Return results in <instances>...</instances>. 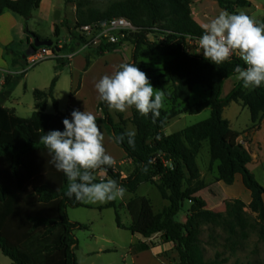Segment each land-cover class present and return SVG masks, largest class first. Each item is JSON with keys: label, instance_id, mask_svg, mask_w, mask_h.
<instances>
[{"label": "trees", "instance_id": "trees-1", "mask_svg": "<svg viewBox=\"0 0 264 264\" xmlns=\"http://www.w3.org/2000/svg\"><path fill=\"white\" fill-rule=\"evenodd\" d=\"M63 1L75 6L76 28L114 17L128 19L138 31L122 42L132 45V56L126 64H135L141 71L144 62L153 58L165 59L159 77L170 85L171 89L163 88V102L169 107L162 106L158 116L153 117L151 113L142 116L131 107L128 120L119 114L118 121L114 122L106 104H98L102 118H96L97 124L105 127L115 145L131 160L134 169L121 179L113 164L104 166L93 173L94 182L107 181L97 178V174L103 172L107 179L116 181L130 194H135L142 184H152L166 202L160 212H155L149 198L134 195L125 205L131 224L123 226L115 210L116 226L145 239L158 234L163 243L173 244L178 255L177 264L226 263L242 248L251 232L264 245V185L259 184L248 170L251 156L238 142L239 134L232 131L222 117L226 106L239 103L249 111L253 125L257 121L264 123V86L248 89L239 80L227 96L221 98L224 82L238 76L237 67L243 70L246 65L230 58L217 66L185 52V37H200L203 31L191 16L190 0H118L103 11L87 8L90 0ZM212 1L230 14H234L232 5L248 4L246 0L235 3ZM40 2L0 0V14L9 11L20 16L26 24ZM153 27L163 40L150 42L147 39ZM27 34L38 38L30 32ZM54 35L58 36L56 26ZM121 44L88 52L86 67L91 62L90 56L116 51ZM56 49L55 46L53 52ZM5 51L9 52L7 48ZM147 78L150 81V77ZM9 80L7 77L5 83ZM55 83L56 78H53L47 91H33L35 110L28 118L0 106V253L12 264H78L75 256L77 240L73 232L87 229V225L68 218V208H85V205L83 201L65 196L66 177L50 163L51 157L40 140L50 130L62 131V120L69 119L73 111L68 108L66 113H45L48 99L57 109L52 96ZM197 85L205 88L206 98L190 103L191 92ZM205 108L210 110L207 119L170 135L163 134L172 119L182 114H197ZM127 122L135 131L132 145L126 135L123 140H118L128 132ZM205 143L209 168L216 164L214 182L229 186L234 183L235 176L240 175L244 188L250 193L249 204L240 199H229L222 212L206 208L204 200L197 195L207 187L197 163ZM186 202L190 206L184 223H179L176 217ZM112 203L108 201L107 207H113ZM204 229L207 232L204 244L214 250L212 259L205 258L201 239ZM218 245L222 246L221 251L217 250ZM148 249L149 246L142 243L136 251ZM226 253L228 256L224 257Z\"/></svg>", "mask_w": 264, "mask_h": 264}, {"label": "rangeland", "instance_id": "rangeland-1", "mask_svg": "<svg viewBox=\"0 0 264 264\" xmlns=\"http://www.w3.org/2000/svg\"><path fill=\"white\" fill-rule=\"evenodd\" d=\"M114 1L118 0H90L87 3V8H92L98 11H103L107 8V6ZM212 0H190V10L191 16L193 12V16H202V12L204 13V18L210 17L214 19L221 12L217 7L216 2ZM232 3H235L236 0H231ZM247 5H232L231 9L234 14H241L248 16L253 20L256 25H260L264 20V0H248ZM227 12V11H226ZM228 13V12H227ZM193 18V17H192ZM195 21V20H194ZM196 22V21H195ZM40 26L43 29H47V23L41 21L39 22ZM158 32V31H156ZM159 33V32H158ZM161 35V34H160ZM162 38V39H159ZM157 39L163 40L164 37L161 35ZM56 43V42H55ZM126 47L128 50L130 59L132 56V45L129 43H122L121 46L117 49H123ZM96 50H88L90 53H94ZM87 52V51H85ZM85 53H80L79 56H83ZM87 54V53H86ZM120 54L116 57L110 56L111 59H118ZM91 60L98 57L90 56ZM116 60H112L108 63L109 70L111 71V66L114 65ZM130 61V60H129ZM164 58H153L151 61L144 62L145 65L142 66L141 71L144 72L147 76L150 77V83L155 91H159L163 93V88L171 89L170 85L166 83L162 78L159 77L161 74V68L163 66ZM103 63V62H102ZM104 64V63H103ZM58 68V61L54 58H48L41 62H37L32 66H24V70L26 74L24 76H14V78H18L20 81L15 82L11 87V99L10 103H6L7 105H13L16 109V115L22 118H27L30 116L31 111L29 110V106H33L34 97L32 91L37 90H46L50 85L51 80L56 78V90L54 94V99L58 103L57 108L64 109L68 106L69 99L72 96V92H70V73L69 69ZM60 71L62 75L59 78ZM107 71V75H109ZM76 73H74L75 75ZM159 77V78H158ZM158 78V79H157ZM79 80V78H78ZM85 98L90 95L92 100L99 98L98 93L95 92L92 86H89L90 80L87 79L85 81ZM161 85H159V84ZM232 87V77L227 79L221 90V98H223ZM89 98V97H88ZM206 98L205 88L202 86H195L190 95V103L197 102L198 100ZM81 97H76V100ZM164 101V95L163 100ZM87 102V101H86ZM162 106L164 108H168L169 105L163 102ZM32 108V107H31ZM223 115L225 118H228L231 121V126L234 129H239L243 127L247 120H249V112L246 108L242 107L237 103H230L223 109ZM56 111L52 100L48 101L45 106V113L54 114ZM111 117L114 122L118 121L117 116L120 114L126 120H128L131 116L130 108H127L124 112H119L116 110H110ZM210 115L209 108H205L200 113L197 114H182L170 121V123L164 128L163 134L170 135L174 132L180 131L185 127L191 126L193 124L199 123L205 119H207ZM126 130L128 132H135L133 126L127 122ZM108 148V147H107ZM126 160V159H123ZM122 160V161H123ZM121 161V160H120ZM197 163L200 169L201 178L207 183V187L203 190V197H210L215 199L213 202L208 201V206L212 207L213 211L222 212L224 211V203L226 200H223V190L217 186V183L214 182L215 168L216 164L212 165L209 168V156H208V147L207 144H203L200 155L197 158ZM126 164V163H123ZM122 164V165H123ZM128 164V161H127ZM124 166V165H123ZM115 170V168H114ZM103 173V172H99ZM97 174L98 178H102V175ZM115 173H118L115 170ZM121 177V174H119ZM106 176V175H105ZM126 178V177H125ZM121 179H123L121 177ZM234 184V183H233ZM229 185V186H233ZM223 186H225L223 184ZM228 186V185H227ZM199 191L198 194L201 192ZM197 194V195H198ZM134 195L138 196H146L150 199L153 210L155 212H160L164 206H166V202L163 201L156 189L155 185L152 184H142L138 187L135 194H128L125 192L122 198H118L113 200L114 208H99L102 205H105L106 202H90L83 201L85 204L89 205V207H81V208H68L67 215L71 221L78 222L80 224L87 225V229L75 230L73 232L74 238L77 240V247L75 250V256L77 257L78 264H132L131 256L127 252L129 248L135 247L136 244L133 239H131L132 234L121 228L116 227L115 222V210L119 215L120 222L124 225L129 223L130 215L123 205L128 201V197H133ZM199 196V195H198ZM200 197V196H199ZM202 199V197H200ZM208 199V198H207ZM212 199V200H213ZM203 200V199H202ZM229 200V199H228ZM223 202V205H218V208L215 209V205L217 202ZM216 202V203H215ZM206 204V203H205ZM219 204V203H218ZM190 203L186 202L183 209L179 212L176 217V221L179 223H184L186 218V210L189 208ZM206 206V208H208ZM209 209V208H208ZM220 234V233H219ZM223 236V234H221ZM201 239L203 241V250L205 254V258L212 259L214 250L205 245L204 243L207 241V232L204 229L201 234ZM133 242V245H132ZM148 246L155 247V244H162L163 242L160 239V236L154 235L148 240ZM138 249V248H136ZM174 248L168 249L167 251H163L160 253L158 257H155L151 252L146 255L140 256L136 260V264H177L178 255L173 250ZM217 250L221 251L222 246L218 245ZM136 251V250H134ZM137 253V252H136ZM132 255V254H131ZM228 253L224 255L227 257ZM0 264H11L10 261L4 256L0 255ZM223 264H264V245L257 241L255 233H249L248 239L243 243V246L240 250H238L233 256L228 258V261Z\"/></svg>", "mask_w": 264, "mask_h": 264}, {"label": "clouds", "instance_id": "clouds-1", "mask_svg": "<svg viewBox=\"0 0 264 264\" xmlns=\"http://www.w3.org/2000/svg\"><path fill=\"white\" fill-rule=\"evenodd\" d=\"M206 60L214 65L229 61L238 52L246 65L237 67V78L243 87L256 89L264 86V25H256L241 14L221 12L203 26L198 40ZM100 102L110 110L124 112L134 107L142 116L159 115L163 93L154 92L146 74L135 64H123L113 75H104L95 84ZM71 119L62 120L63 130H50L40 140L51 157L50 163L67 180L65 196L76 201L106 202L122 198L126 189L116 181L94 182V172L111 166L113 159L106 154L104 137L93 114L73 110ZM133 144L134 132L122 134Z\"/></svg>", "mask_w": 264, "mask_h": 264}, {"label": "crops", "instance_id": "crops-1", "mask_svg": "<svg viewBox=\"0 0 264 264\" xmlns=\"http://www.w3.org/2000/svg\"><path fill=\"white\" fill-rule=\"evenodd\" d=\"M215 5H217V3ZM217 7L220 9V11H225L224 9H221L218 5ZM193 15L194 14L192 12L193 20H195L196 23L201 28H203V26L206 23H209L212 20L211 15H209L210 17L206 16V18H204L203 12L201 17L197 15L196 16ZM41 21L47 23V29H43L40 26L39 22ZM75 24H76L75 6L70 3H65L63 0H41L39 8L32 12L31 18L26 24L24 23V20L20 16L15 15L9 11H5L2 14H0V84H1L0 106L1 107L13 110L14 113L16 114V109L14 108V106L13 105L9 106L6 103H10L9 100L11 99V91H12L11 87L13 86L14 81L17 83L18 81H20L18 78H14V76L17 75L24 76L26 74L24 70V66H29L27 64L28 56H26L23 61L21 60V56L33 44V36L28 35L27 32L36 35L41 40H51L53 42L52 47L53 48L55 46L57 47L55 53L59 57H62L72 54L75 50H77L79 46L78 35L76 31L77 28L75 27ZM55 26L58 28L57 37H55L54 35ZM6 48L9 50L8 53H6L5 51ZM83 53H85L83 56H79V54H77L70 60L56 59L58 61V68H63L61 70H64L65 68L69 69L70 92H72L73 90L74 92H72V96L69 99V103H68L69 107H66V109H64V112L61 111L62 109L57 108L54 114L66 113L67 109L70 108L72 110H79L81 112L83 111L90 112L95 116V118H102L101 111L98 109V104L100 103L99 98L92 100V97L90 95H88L89 98L88 97L85 98V92H83L85 90V83H86L85 81L89 79L90 80L89 86H92L93 90L95 91V84L99 81V79L104 75H107L106 74L107 71H109L108 72L109 75H113L117 71V69L120 68L121 65L129 62L130 55L128 50H126V47H123V49H120L118 51L117 50L111 52L105 51L102 55L91 60L89 66L86 67L85 55L86 53H88V51ZM118 54H120L118 56L119 57L118 59L109 60L110 56L113 55V57H116ZM112 60H116V61L111 62L114 63V65L111 66V71H110L107 65ZM62 72L63 71H60V74L58 75L59 78L62 75ZM74 73L76 74L74 75ZM7 77H10V80L8 81V83H5ZM238 81L239 79L237 78V76L232 77V87L230 88L229 92ZM48 88L46 90H39V91H47ZM55 90H56V85L53 88L52 96H54ZM227 94L224 97H226ZM76 97H81L82 101L78 99L74 102V99ZM48 101H51V99L47 100L46 105ZM29 110L31 111L30 113L31 116V114L35 110V101L33 106H29ZM222 117L228 121L230 129L239 134L238 142L243 145V147L249 152L251 156V162L247 165L248 170L253 174L254 178L259 184L264 185V123L263 121L261 122L257 121L253 125L250 121V115H249V120H247V123L243 127L239 129H234L231 126L232 124L231 121L228 118L224 117L223 112H222ZM69 119H71V117ZM98 125L104 137L103 144L105 147L106 154L112 157L114 168L118 172V174H121L122 178L127 177L129 174H131V172L134 169L133 163L131 162L130 159L126 157L125 153L115 145L112 138L106 132L105 127L99 123ZM102 174L103 173H99V175ZM98 179L100 181L108 180L105 174H103L102 178H98ZM223 184L224 183L222 182H217V186L223 190V200L240 199L245 204H249L251 200L250 193L244 188L240 175L237 174L235 176L233 186H227L225 184H224L225 186H223ZM203 193L204 192L201 191L198 195L202 197V199L206 203V206H208L209 204L208 201L213 202L215 199L210 198L211 196L203 197L202 195ZM130 198L131 197H128V201ZM128 201H126V203ZM216 202L217 205H215L216 207L215 209L218 208V205H223V202L222 203L219 201ZM126 203H124L123 205L125 206ZM263 203H264V197H263ZM83 204L85 205V207H89V205L85 204L84 202ZM107 204L108 202L99 208L100 209L105 208L107 207ZM112 204L113 207H109V208L115 207L114 202ZM208 208L210 210H213L212 207L208 206ZM130 224H131V216L129 219V223L127 225L124 224L122 225L128 227ZM131 239H133V241L136 242V244L134 245L135 247L129 248L127 250V252L131 256L132 264H136V260L140 256L146 255L147 253L151 252L155 257H158L160 256L159 254L162 253L163 251H167L168 249L174 248L173 244L171 243H162V244H155V247H151V248L149 247V249L146 251H141V252L136 251L137 252L136 253L134 250H137L136 248H139V245L142 243L147 244L148 242H146V240L148 239H145L138 234H132ZM0 255L2 254L0 253ZM123 264H125V262Z\"/></svg>", "mask_w": 264, "mask_h": 264}, {"label": "built area", "instance_id": "built-area-1", "mask_svg": "<svg viewBox=\"0 0 264 264\" xmlns=\"http://www.w3.org/2000/svg\"><path fill=\"white\" fill-rule=\"evenodd\" d=\"M78 35L79 46L72 54L59 57L53 52V47H40L37 48L34 54L28 56L27 64L34 65L48 58L66 59L70 60L75 55L88 50H97L99 47H107L112 45H119L126 40L130 35L136 33L138 29L126 18L114 17L107 21L86 24L76 29ZM157 28L153 27L147 34V39L150 42L161 41L158 37L161 35L156 32ZM199 37L187 36L184 40L185 52L189 55L204 58L202 50L198 47ZM230 58L243 60L240 58L238 52H233ZM205 59V58H204ZM1 87V84H0Z\"/></svg>", "mask_w": 264, "mask_h": 264}, {"label": "water", "instance_id": "water-1", "mask_svg": "<svg viewBox=\"0 0 264 264\" xmlns=\"http://www.w3.org/2000/svg\"><path fill=\"white\" fill-rule=\"evenodd\" d=\"M53 42L51 40H39L36 37H33V44L26 50V52L21 56L23 61L26 56L34 54L35 50L40 47H52Z\"/></svg>", "mask_w": 264, "mask_h": 264}]
</instances>
